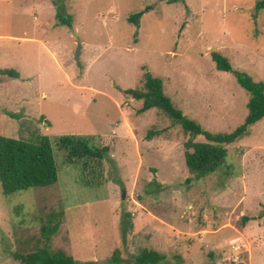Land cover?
I'll use <instances>...</instances> for the list:
<instances>
[{"label":"rangeland","instance_id":"1","mask_svg":"<svg viewBox=\"0 0 264 264\" xmlns=\"http://www.w3.org/2000/svg\"><path fill=\"white\" fill-rule=\"evenodd\" d=\"M260 1L0 0V70L20 75H0V134L48 137L57 173L47 188L4 196L0 187V264L40 245L54 214L50 250L81 264H130L143 249L166 264H264V119L229 147L226 167L186 184L189 136L157 110L139 115L142 102L125 93L149 73L186 118L210 133L234 130L248 96L210 55L264 83ZM150 129L163 132L145 144ZM65 136L93 138L109 161L68 164L56 147Z\"/></svg>","mask_w":264,"mask_h":264},{"label":"trees","instance_id":"2","mask_svg":"<svg viewBox=\"0 0 264 264\" xmlns=\"http://www.w3.org/2000/svg\"><path fill=\"white\" fill-rule=\"evenodd\" d=\"M178 1L167 0L169 4H175ZM255 9L256 12L264 11V0L258 2ZM144 13L145 11L130 16L128 21L136 25ZM56 17L61 25L68 28L72 27L70 17L64 18L60 15ZM210 56L215 69L231 74L248 96L247 116L244 122L231 132L210 133L194 120L186 118L174 106L171 98L164 93L163 81L149 73L143 74L142 89L125 91L134 100L142 102L137 111L139 115L152 109L157 110L169 119L172 126H178L183 134L189 136L183 144L184 170L189 174L185 180L186 184L193 182V180L207 178L215 174L219 168L226 167L229 147L247 137L250 134V128L264 119V83L255 82L245 72L233 69L229 60L218 52H213ZM0 75L12 79H19L20 77L19 73L13 69L0 70ZM20 79L23 83L33 81L28 77ZM162 132V130H148L144 139L145 144L160 136ZM196 137H203L204 141L194 142L193 138ZM56 147L60 150H66V162L68 164L83 161V169L89 165L92 166L91 168L97 169L94 165L95 162L97 166H100L104 160L109 161L110 158L109 149L105 146L96 145L91 137L65 136L56 142ZM56 182V164L48 137L39 133H35L29 138H13L0 134V187L4 196L32 188L51 187ZM262 214L264 215V210ZM125 216L127 219L123 225L131 228L128 221L129 214H125ZM242 221L246 223L249 218L243 217ZM59 226L58 214L50 215V219L40 227V245L28 253H14L13 259L19 264H81L61 250H50L51 238L56 235ZM124 227L122 229L123 236L126 235ZM114 262L118 264L119 260L114 259ZM130 264H166V257L156 251L143 249L133 257Z\"/></svg>","mask_w":264,"mask_h":264},{"label":"crops","instance_id":"3","mask_svg":"<svg viewBox=\"0 0 264 264\" xmlns=\"http://www.w3.org/2000/svg\"><path fill=\"white\" fill-rule=\"evenodd\" d=\"M119 124H120V123H118V125H119ZM118 125H117V126H118ZM122 126H123V125H122ZM126 126H127V124H126ZM131 135L134 136L133 132L131 133Z\"/></svg>","mask_w":264,"mask_h":264},{"label":"water","instance_id":"4","mask_svg":"<svg viewBox=\"0 0 264 264\" xmlns=\"http://www.w3.org/2000/svg\"><path fill=\"white\" fill-rule=\"evenodd\" d=\"M77 55H78V51H77Z\"/></svg>","mask_w":264,"mask_h":264}]
</instances>
